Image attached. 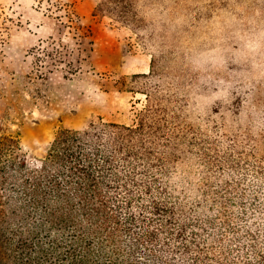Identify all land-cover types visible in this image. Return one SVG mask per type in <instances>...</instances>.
<instances>
[{"label":"trees","instance_id":"1","mask_svg":"<svg viewBox=\"0 0 264 264\" xmlns=\"http://www.w3.org/2000/svg\"><path fill=\"white\" fill-rule=\"evenodd\" d=\"M96 9L133 15L126 0ZM53 46L49 73L66 57ZM144 85L134 124L61 130L32 167L0 138V264H264V130L193 128L180 101Z\"/></svg>","mask_w":264,"mask_h":264},{"label":"rangeland","instance_id":"2","mask_svg":"<svg viewBox=\"0 0 264 264\" xmlns=\"http://www.w3.org/2000/svg\"><path fill=\"white\" fill-rule=\"evenodd\" d=\"M126 1L129 20L97 11L102 0H0V138L18 141L19 163L37 164L61 130L134 124L144 83L180 101L193 128L264 130V0ZM22 28L37 38L9 48ZM58 42L66 57L49 73L42 51Z\"/></svg>","mask_w":264,"mask_h":264},{"label":"crops","instance_id":"3","mask_svg":"<svg viewBox=\"0 0 264 264\" xmlns=\"http://www.w3.org/2000/svg\"><path fill=\"white\" fill-rule=\"evenodd\" d=\"M1 10H4L3 8H1ZM6 14V12L4 13ZM5 18V15L2 14V12L0 11V20H3ZM23 17H20V20H22ZM19 21V20H18ZM38 33H35L34 31H30V29L28 28H22V29H18L17 31H14V34L11 36V40L9 41V45L8 47L11 48L10 46L14 44V42L12 41L13 37H20V41L16 42V45L19 46V44H21L22 49L25 43H27V41H31L32 38H37Z\"/></svg>","mask_w":264,"mask_h":264}]
</instances>
